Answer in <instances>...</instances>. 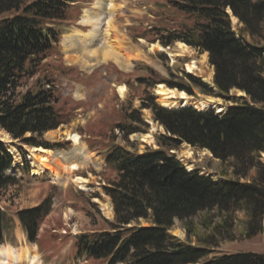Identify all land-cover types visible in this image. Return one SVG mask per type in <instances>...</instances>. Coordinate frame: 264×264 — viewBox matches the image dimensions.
Listing matches in <instances>:
<instances>
[{
    "label": "trees",
    "instance_id": "trees-1",
    "mask_svg": "<svg viewBox=\"0 0 264 264\" xmlns=\"http://www.w3.org/2000/svg\"><path fill=\"white\" fill-rule=\"evenodd\" d=\"M73 2L0 0V129L25 145L66 147L36 139L71 119L58 107L55 90L46 88L51 81L38 82L26 92L19 90L25 80L36 77L42 62L57 49L61 26L68 20ZM171 5L184 15L185 22L179 31L160 35L161 43L170 46L182 42L201 54L207 53L215 70V87L188 75L192 85L206 95L225 98L237 89L251 103L241 98L242 103L219 116L191 108L167 110L157 106L155 98L148 99L151 105L143 104L142 109L151 108L155 121L172 137H160V149H149L144 154L118 146L106 154L108 167L117 174V179L104 189L113 202L115 223L109 231L77 237L76 258L107 264H264V255L254 253L208 260L210 243L192 246L179 243L169 234L176 220H191L203 213L232 217L241 211L248 218L249 238L264 233V46L246 38H264V0H173ZM228 9L244 25L242 30H233ZM148 71L150 76L156 75L152 69ZM164 83L193 95L189 86ZM133 122L141 120L133 118ZM123 127L126 136L138 132L132 124ZM27 134L31 136L25 138ZM183 143L206 149L215 159L229 163L236 179L220 183L201 176L198 170L188 171L175 155L169 154ZM12 162L0 142V191L19 183L7 174ZM254 169L256 178L251 183H241L240 179L247 178ZM51 206L48 198L37 209L18 212L29 243H37ZM8 220L0 210V244L4 242ZM140 220H151L153 226L128 227ZM221 225L212 230L214 236L225 226Z\"/></svg>",
    "mask_w": 264,
    "mask_h": 264
},
{
    "label": "rangeland",
    "instance_id": "rangeland-1",
    "mask_svg": "<svg viewBox=\"0 0 264 264\" xmlns=\"http://www.w3.org/2000/svg\"><path fill=\"white\" fill-rule=\"evenodd\" d=\"M76 1H79V4L68 9V21L62 24L59 46L42 62L36 77L25 80L19 91L26 92L29 89H34L38 82L47 84L48 81H52L53 84L57 85L55 88L59 100L58 107L70 114L71 118L67 128L61 127L63 130H60L65 132L60 136H67L66 132L71 130L84 135L85 138L82 143L93 151V154L101 160L102 165L99 166L95 162L88 163L87 166L85 165V171L78 174L77 178L82 176L89 180L92 176L93 181H90L89 184H76L77 178L72 181L73 177L71 176L68 178L66 186L65 184L56 186L46 180L39 179L40 177L36 179L28 177L30 174L27 171L31 170V167L29 163L28 167L24 161L20 170L22 176L17 172L11 174H15L14 176L19 179V183L0 191V206L6 208V215L9 219L4 246L20 247L24 245V240L18 238L19 232L17 231L22 229L17 219V212L37 209L48 198L51 200V213L44 220L39 231L38 246L43 253L42 264H75V262H77L76 264H106L105 261L87 260L85 258L75 261L76 250L73 243L75 238L82 234L109 231L112 229L111 224L115 223L113 202L106 195L104 189L117 179V174L110 167H107L104 154L114 146L123 147L132 153L144 154L149 149H160V137H172L165 127L155 121L154 112L151 108L142 109L143 104L151 105L147 101L151 98H155L154 102L157 106L166 109L160 105L155 96V89L160 84L167 87L165 81L189 86L193 90V95L178 89L172 90L199 100L213 99L218 103L217 105L221 110L242 103L240 99L245 96L243 92L234 89L228 98L214 97L206 95L200 88L192 85L187 78L188 75L200 79L205 84L207 82L195 72H190L189 64L203 62V58L207 57L208 70L215 71L210 64L207 53L201 54L198 50L190 47L195 52L194 57L179 56L175 49L179 45L178 43L182 42L171 45L169 51L154 53L149 51L152 42L158 40L160 35L175 30L179 31L185 22L184 15L172 7L171 2L173 0L120 1L123 7L118 12V16L121 17L120 23H122L121 26L124 27L126 35L130 38L131 43L141 47L145 51L147 59L155 64L134 62L135 65L133 63L130 72H123L119 65L112 61H107V63L95 67V70L91 71L81 63L69 65L65 59L67 55L71 54L64 52L63 43L67 37L74 34L79 21V25H81L85 11L92 9L96 2L95 0ZM234 19L233 22L231 20L232 27L234 31L238 32L243 29L244 25L238 20L235 22ZM81 28L86 32L89 30L86 27ZM246 38L249 42L264 46V38H256L255 40L250 36H246ZM77 53L81 54L82 52ZM170 55H174L175 59ZM148 67L156 72L155 76H150ZM105 74H107V78L104 76ZM154 80L160 82L157 87L153 83ZM115 82H118L119 85H127L129 94L125 99L120 97L116 87L112 85ZM244 99L251 103L248 97ZM133 118H139L141 123H132ZM131 124L138 129V132L126 136L123 126ZM154 126H156V130H154ZM0 131L4 130L0 129ZM53 132H48L43 138L36 139L40 142H50L48 135ZM142 135H152L154 144L150 145L143 142L140 138ZM30 136L31 134H27L25 138ZM12 140L16 143L14 145L16 148L23 150L24 146L33 147L24 145L21 140H14L13 138ZM0 141H2L1 137ZM185 145L187 144L183 143L178 150H171L169 154L175 155L180 161H182L180 157L184 158L182 162L188 171H191L189 169L191 167L192 171L198 170L201 176L210 177L220 183L236 179L230 164L215 159L209 151L191 146L195 152H193L191 159H186L184 157V153L187 152ZM262 162L264 163V154L262 155ZM256 176L257 172L254 169L247 178L240 179V182L251 183ZM105 205H111L112 218L104 213L103 207ZM226 221L228 224H225ZM221 224L225 226L220 228V232L214 236L212 230L222 226ZM247 224L248 218L244 211L238 212L232 217H225L218 213H203L191 220H176L169 234L179 243H191L192 246H198L201 242L210 243L212 247L208 260L223 255L248 253L264 255V233L249 238L246 233ZM152 226L151 220H140L128 227L149 228ZM176 231H182L183 236L177 235Z\"/></svg>",
    "mask_w": 264,
    "mask_h": 264
},
{
    "label": "bare ground",
    "instance_id": "bare-ground-1",
    "mask_svg": "<svg viewBox=\"0 0 264 264\" xmlns=\"http://www.w3.org/2000/svg\"><path fill=\"white\" fill-rule=\"evenodd\" d=\"M95 1L93 8L85 11L81 22V25L89 27V30L84 33L76 29L74 34L67 37L63 43L64 52L71 54L66 56V62L69 65L81 63L85 68L91 71L94 70L95 67L107 63V61H112L118 64L120 69L125 72H130L134 62L155 64L147 59L146 53L141 47L131 43L130 38L126 35L124 27L121 26V17L118 16V12L123 7L120 2L121 0ZM234 20L237 22V19ZM178 44L179 45L175 49L177 55L182 57H194L195 52L193 49L183 43ZM79 51L82 53L78 54L77 52ZM149 51L154 53L157 51L169 50L163 48L159 43H155L150 45ZM170 56L174 58V55ZM206 60L207 57H204L203 62L189 64L188 68L190 72H195L198 76L202 77L205 82L211 83L214 72L208 70ZM118 92L122 99L128 96V89L124 85L118 89ZM155 96L160 105L167 109H177L182 106V108L195 107L200 111H208L215 108L218 109L219 112H223L227 109L221 110L217 105L218 103L213 99H208L206 101L194 99L184 93L172 90L163 84H160L155 89ZM154 130H156V126H154ZM0 135L3 142L7 144L13 143L7 133L2 131ZM60 135L61 133L59 131H55L50 133L48 138L55 142L59 139ZM66 135L69 139H72L74 143V149L68 153L59 152L54 154L50 150L44 148L25 147L29 154V158L32 160L33 176H38L40 177L39 179L48 178L59 184L60 181L64 179L67 180L74 172L84 168L88 162H95L99 166L102 165L101 160L97 158L95 154H91L87 151L86 147L81 143L79 135H73L71 131H67ZM140 138L147 144H154L152 135H142ZM184 147L187 151L184 153V157L186 159H191L195 150L189 145H185ZM17 150L18 149L12 147L10 152L14 155L16 164H19L20 157L17 154ZM52 158H54V165H50ZM180 159L183 161L184 158L180 157ZM189 169L191 171L193 170L191 167H189ZM90 179L91 180L78 177L75 183L79 185L89 184L90 181H93L92 176ZM111 210V205H105L103 207L104 213L110 218L113 216ZM17 232H19L18 238L22 239L21 232L19 230ZM176 234L183 236L182 231H176ZM0 264H41V261L37 254L36 245L26 244L18 248L13 246H0Z\"/></svg>",
    "mask_w": 264,
    "mask_h": 264
},
{
    "label": "water",
    "instance_id": "water-1",
    "mask_svg": "<svg viewBox=\"0 0 264 264\" xmlns=\"http://www.w3.org/2000/svg\"><path fill=\"white\" fill-rule=\"evenodd\" d=\"M228 11V13H229V15L231 16V20H232V22H233V18H235V19H237L236 17H234V15L232 14V12H231V10L230 9H228L227 10ZM238 20V19H237ZM238 22H239V20H238ZM239 92H241L240 90H238ZM245 94V93H244ZM244 98H247V95L245 94V96H243ZM0 132H2V131H0ZM188 145V144H187ZM206 150V149H205ZM206 151H208V150H206ZM211 153V152H210ZM211 155L213 156V154L211 153Z\"/></svg>",
    "mask_w": 264,
    "mask_h": 264
}]
</instances>
